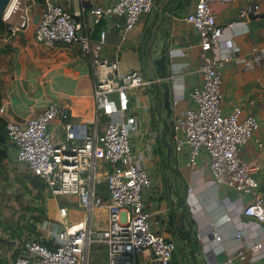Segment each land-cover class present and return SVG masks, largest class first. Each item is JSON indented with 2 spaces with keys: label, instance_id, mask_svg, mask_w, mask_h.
I'll list each match as a JSON object with an SVG mask.
<instances>
[{
  "label": "crops",
  "instance_id": "0c3cea01",
  "mask_svg": "<svg viewBox=\"0 0 264 264\" xmlns=\"http://www.w3.org/2000/svg\"><path fill=\"white\" fill-rule=\"evenodd\" d=\"M58 1L78 16L86 14L90 22V7L114 0ZM195 1L178 0L172 9L164 6L167 20L164 18L158 23L150 45L157 86L146 69L145 44L163 0H152L149 9L141 11L135 23L125 31L113 24L116 19L124 21L121 15L100 17L88 26L93 27L91 34L95 39L100 29L106 27L105 40L99 53L118 59V71L139 67L150 79L143 86L130 91V104H133L130 109L136 115L131 146L139 155L140 163L152 174L150 185L143 189L151 225L175 238L174 250L177 249L179 255L175 256L173 250L172 264L264 263V246L253 251L249 244L253 239L264 240V224L241 210L250 195L217 182L208 167L206 153L198 155L196 163L189 165L186 163V149L177 150L174 147L173 121L191 102L188 89L202 84L198 34L185 18L187 10ZM14 2L8 13L12 11ZM241 7L248 9L246 16H240ZM214 8L217 22L224 25L216 52L222 55L235 51L222 68V107L224 111H230L239 103L240 115L251 113L258 119L259 126L254 135L261 137L263 145H258L250 138L240 145L239 153L255 165L252 173L264 191V0H214ZM39 9L40 3L35 6L33 17ZM82 30L80 28L78 31ZM7 40L11 51L10 62L3 73L4 91L0 96V104L6 105L12 117L24 120L36 114L48 100L56 99L62 107L67 108L69 119L85 122L90 129L96 124L98 130L102 131L105 119L103 115L98 118L96 115L98 111L92 95L89 59L79 53L76 43L38 42L33 36L32 23L9 33ZM170 48H174L172 53ZM165 53L169 71L167 76H161V55ZM24 77L27 78L26 87L22 83ZM157 91L159 102L155 94ZM9 105L13 113L9 111ZM57 120L50 127L54 138L61 140L63 129L60 119ZM107 169L108 165L99 159L96 167L97 185L105 196L104 176ZM188 186L193 187L189 202L185 201ZM2 189L9 192L6 198L11 201L8 210L3 213L6 214V220L3 219L2 224H24L47 242L50 241L48 233L51 228L61 226L62 222L80 220L85 214L75 194H52L40 177L30 171L24 162L16 159L14 142L8 136L0 137ZM62 207L69 210L64 216ZM2 218L0 213V223ZM107 220L108 209L105 206L93 207L90 216L93 225L104 226ZM238 226L242 228L241 236L235 232ZM213 228L221 234L220 238L215 237ZM5 238L0 233V257L5 259L4 264L18 250L15 245H6L8 239ZM176 241L180 242V247ZM94 249L102 256L100 263L104 261L105 264V247ZM239 249H242L241 253ZM135 262L151 264L146 249L137 247Z\"/></svg>",
  "mask_w": 264,
  "mask_h": 264
},
{
  "label": "built area",
  "instance_id": "2783aa9c",
  "mask_svg": "<svg viewBox=\"0 0 264 264\" xmlns=\"http://www.w3.org/2000/svg\"><path fill=\"white\" fill-rule=\"evenodd\" d=\"M38 3V18L33 21ZM151 4L152 0L96 3L89 9L90 22L86 14L78 16L58 0H16L8 15L3 10L8 33L32 23L38 42L77 44L79 53L89 59L97 118L103 115L105 119L102 131L96 124L90 129L85 122L69 119L67 108L50 99L36 114L19 120L8 113L5 104H0V115L5 119L7 136L14 142L16 159L24 162L53 193L75 194L85 209L80 220L51 228L49 242L34 231L16 238L18 253L6 264H89V252L100 246L106 250L105 264H136L137 247L147 250L151 264H172L175 241L153 228L150 210L143 199V189L150 185L152 174L140 163L131 146L136 115L130 109L133 106L130 91L150 79L139 67L118 71V59L99 53L106 27L100 29L95 39L91 34L93 27L88 26L100 17L121 15L124 21L116 19L113 24L125 31ZM247 11L241 7L240 16H246ZM185 18L198 34L202 84L188 89L191 102L173 121L174 147L186 149L189 165L196 163L198 155L206 153L213 178L239 193L249 194L241 210L264 224V191L252 173L255 165L239 153L240 145L250 138L263 145L261 137L254 135L259 121L251 113L240 115L239 103L230 111L222 107V68L235 51L222 55L216 52L224 25L216 20L214 0H196ZM80 28L83 30L79 32ZM173 50L170 48L171 53ZM59 119L63 136L56 140L50 124ZM99 159L108 165L104 176L106 196L97 185ZM192 192L193 187L188 186L185 201H191ZM97 206L108 209L104 226L90 222L91 211ZM213 232L216 238L221 237L214 228ZM235 232L241 236V226ZM249 244L253 251H258L264 240L253 239Z\"/></svg>",
  "mask_w": 264,
  "mask_h": 264
},
{
  "label": "rangeland",
  "instance_id": "374dc122",
  "mask_svg": "<svg viewBox=\"0 0 264 264\" xmlns=\"http://www.w3.org/2000/svg\"><path fill=\"white\" fill-rule=\"evenodd\" d=\"M2 14H3V11H0V15ZM7 36L9 37L7 26L4 29L0 28V96L2 92L4 91L3 73L5 72V69L7 67L6 65L10 62L9 53L11 51H10V48L8 47ZM51 193L54 194L52 191ZM7 194H9V192L6 193L4 189L0 190V213L2 214V217H3L0 223V227H2L0 230V233L4 237H6L5 239H8V241H6V245H9L10 243L11 245H15L18 248V242L16 241V238L20 239V237L24 235V233H26L27 231H34V229L27 228L24 224H21V223H15V224H10V225L2 224L4 222L3 219H5L6 217V214H3V213H6L5 211L8 210L10 206L9 203H11L10 199L6 198ZM61 210H62L63 216L66 215L69 211L68 208L66 209L65 207H62ZM176 242H178V247H180V242L179 241H176ZM94 248L96 247L92 248L93 250L91 251L90 256H89V264H104V261H101L100 263L102 256L100 253L98 255ZM17 253H18V250L15 253H12L10 255L11 259ZM174 253H175V256L178 257L179 254H178L177 249L174 250ZM97 255H98V258H97Z\"/></svg>",
  "mask_w": 264,
  "mask_h": 264
},
{
  "label": "water",
  "instance_id": "95a60500",
  "mask_svg": "<svg viewBox=\"0 0 264 264\" xmlns=\"http://www.w3.org/2000/svg\"><path fill=\"white\" fill-rule=\"evenodd\" d=\"M170 1L171 0H163L162 4H161V6H160V8L158 10V18L155 21V23L153 25V28H152V31H151V34H150V37L146 41V44H145V51H146V55H147V61H146L147 66H146V69H147V72H148L149 76L152 78L154 85H156V86H157V82L154 79L155 78V72H154V69L152 67V60H151V54H150V45H151V42H152V40H153V38L155 36V31H156V27H157L158 23L160 21H162L164 18L167 20V18H166L167 16H166V14H165V12L163 10L164 6H167L168 9H172V8L175 7V4H177V2H178V0H174L175 3L173 1L172 2H170ZM7 3H8V0H0V11L4 10V8L6 7ZM37 18H38V14H35L34 17H33V21H36ZM165 24H167V23H165ZM161 60H162V63H163V68L161 69V72H162L161 76H167L169 69H168L167 60H166V53L161 55ZM32 65L35 67L34 64H32ZM30 68H28V70H27L28 72L27 73L30 72ZM32 72L36 73V71H32ZM22 83L26 87L27 86V78L24 77L22 79ZM155 94H156V97L158 98V102H159L160 98H159V95H158V91ZM8 108H9V111H11L13 113V109H12L11 105H9ZM159 110H160V107H159ZM165 126H166V123L164 121V127ZM167 146L169 147L168 143H167ZM183 214H184V210L181 211V217L182 218H183Z\"/></svg>",
  "mask_w": 264,
  "mask_h": 264
},
{
  "label": "trees",
  "instance_id": "16d2710c",
  "mask_svg": "<svg viewBox=\"0 0 264 264\" xmlns=\"http://www.w3.org/2000/svg\"><path fill=\"white\" fill-rule=\"evenodd\" d=\"M6 26H7V21L2 18V15H0V28L4 29L6 28ZM4 136H7L6 128H5V119L0 116V137H4ZM4 262L5 259L0 257V264H4Z\"/></svg>",
  "mask_w": 264,
  "mask_h": 264
},
{
  "label": "bare ground",
  "instance_id": "6f19581e",
  "mask_svg": "<svg viewBox=\"0 0 264 264\" xmlns=\"http://www.w3.org/2000/svg\"><path fill=\"white\" fill-rule=\"evenodd\" d=\"M13 1L14 0H8V3L6 5V7L4 8V11L6 12V15H8L10 13V12L8 13V11L10 10V8L12 6ZM15 2H16V0H15ZM15 2H14V5H15Z\"/></svg>",
  "mask_w": 264,
  "mask_h": 264
}]
</instances>
